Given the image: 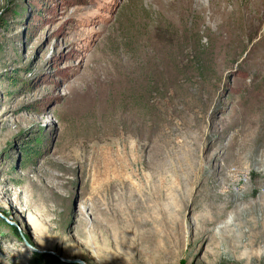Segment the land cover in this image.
<instances>
[{
  "label": "rangeland",
  "instance_id": "obj_1",
  "mask_svg": "<svg viewBox=\"0 0 264 264\" xmlns=\"http://www.w3.org/2000/svg\"><path fill=\"white\" fill-rule=\"evenodd\" d=\"M0 264H264V0H0Z\"/></svg>",
  "mask_w": 264,
  "mask_h": 264
},
{
  "label": "trees",
  "instance_id": "obj_2",
  "mask_svg": "<svg viewBox=\"0 0 264 264\" xmlns=\"http://www.w3.org/2000/svg\"><path fill=\"white\" fill-rule=\"evenodd\" d=\"M14 80V79H13ZM13 80H11L12 81V83H15Z\"/></svg>",
  "mask_w": 264,
  "mask_h": 264
}]
</instances>
